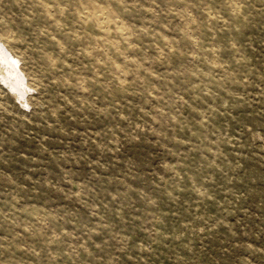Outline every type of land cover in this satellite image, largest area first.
<instances>
[{
  "label": "rangeland",
  "instance_id": "obj_1",
  "mask_svg": "<svg viewBox=\"0 0 264 264\" xmlns=\"http://www.w3.org/2000/svg\"><path fill=\"white\" fill-rule=\"evenodd\" d=\"M0 264H264V0H0Z\"/></svg>",
  "mask_w": 264,
  "mask_h": 264
}]
</instances>
